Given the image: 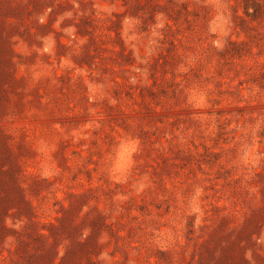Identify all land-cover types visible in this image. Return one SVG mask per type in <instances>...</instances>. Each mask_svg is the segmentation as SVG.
Returning <instances> with one entry per match:
<instances>
[{"label":"rangeland","instance_id":"374dc122","mask_svg":"<svg viewBox=\"0 0 264 264\" xmlns=\"http://www.w3.org/2000/svg\"><path fill=\"white\" fill-rule=\"evenodd\" d=\"M0 264H264V0H0Z\"/></svg>","mask_w":264,"mask_h":264}]
</instances>
